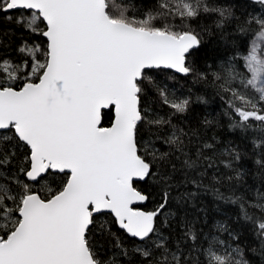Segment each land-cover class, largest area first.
<instances>
[{"label": "snow or ice", "instance_id": "snow-or-ice-1", "mask_svg": "<svg viewBox=\"0 0 264 264\" xmlns=\"http://www.w3.org/2000/svg\"><path fill=\"white\" fill-rule=\"evenodd\" d=\"M0 264H264V0H0Z\"/></svg>", "mask_w": 264, "mask_h": 264}, {"label": "trees", "instance_id": "trees-1", "mask_svg": "<svg viewBox=\"0 0 264 264\" xmlns=\"http://www.w3.org/2000/svg\"><path fill=\"white\" fill-rule=\"evenodd\" d=\"M209 135H211V133Z\"/></svg>", "mask_w": 264, "mask_h": 264}]
</instances>
